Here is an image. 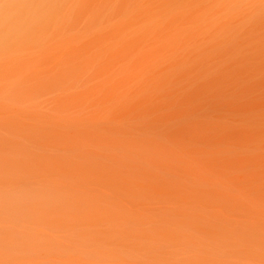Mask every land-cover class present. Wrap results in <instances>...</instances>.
Returning <instances> with one entry per match:
<instances>
[{
	"label": "bare ground",
	"instance_id": "6f19581e",
	"mask_svg": "<svg viewBox=\"0 0 264 264\" xmlns=\"http://www.w3.org/2000/svg\"><path fill=\"white\" fill-rule=\"evenodd\" d=\"M0 264H264V0H0Z\"/></svg>",
	"mask_w": 264,
	"mask_h": 264
}]
</instances>
